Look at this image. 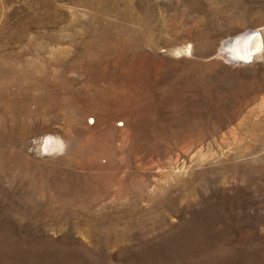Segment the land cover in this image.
Masks as SVG:
<instances>
[{
	"label": "rangeland",
	"instance_id": "obj_1",
	"mask_svg": "<svg viewBox=\"0 0 264 264\" xmlns=\"http://www.w3.org/2000/svg\"><path fill=\"white\" fill-rule=\"evenodd\" d=\"M0 264H264V0H0Z\"/></svg>",
	"mask_w": 264,
	"mask_h": 264
},
{
	"label": "water",
	"instance_id": "obj_2",
	"mask_svg": "<svg viewBox=\"0 0 264 264\" xmlns=\"http://www.w3.org/2000/svg\"><path fill=\"white\" fill-rule=\"evenodd\" d=\"M243 38H244L243 44H241L240 49H242L243 51L246 49L245 55L248 57V60H245L242 58H238V59L240 60V62H248V61H251L253 56L263 48V39H262L260 31L258 30H252L250 32H247L243 36L239 37L238 39L237 38L235 39L239 40L240 42L241 39ZM235 39L233 38L229 39L226 43L227 44L236 43ZM231 60L233 61L234 58L231 57Z\"/></svg>",
	"mask_w": 264,
	"mask_h": 264
},
{
	"label": "bare ground",
	"instance_id": "obj_3",
	"mask_svg": "<svg viewBox=\"0 0 264 264\" xmlns=\"http://www.w3.org/2000/svg\"><path fill=\"white\" fill-rule=\"evenodd\" d=\"M234 39V38H233ZM238 39V38H237ZM235 39L236 43H232V44H227L228 47L226 49H224L223 51L226 52L227 57L231 60V57L234 58L233 62H240V60L238 58H242L245 60H248V57L245 55L246 54V49L243 51L242 49H240L241 44H243V39H241V41L239 42V40ZM237 40V41H236ZM228 41V40H227ZM234 42V41H233ZM239 42V44H238ZM255 56V55H254ZM253 56V58H254ZM232 61V60H231Z\"/></svg>",
	"mask_w": 264,
	"mask_h": 264
}]
</instances>
